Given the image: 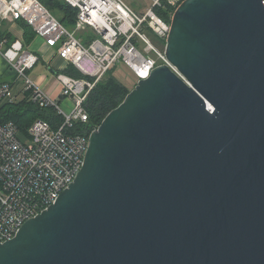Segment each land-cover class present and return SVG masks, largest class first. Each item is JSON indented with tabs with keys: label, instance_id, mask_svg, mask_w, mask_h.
<instances>
[{
	"label": "water",
	"instance_id": "1",
	"mask_svg": "<svg viewBox=\"0 0 264 264\" xmlns=\"http://www.w3.org/2000/svg\"><path fill=\"white\" fill-rule=\"evenodd\" d=\"M166 56L0 264H264V0H185Z\"/></svg>",
	"mask_w": 264,
	"mask_h": 264
},
{
	"label": "built area",
	"instance_id": "2",
	"mask_svg": "<svg viewBox=\"0 0 264 264\" xmlns=\"http://www.w3.org/2000/svg\"><path fill=\"white\" fill-rule=\"evenodd\" d=\"M64 1L77 10L72 29L41 0H0V20L24 21L36 37L57 49V57L66 67L54 69L53 77L61 87L60 97L74 103L72 114L65 113L56 97L30 77L39 56L25 50L20 41L10 44L0 36V55L16 76L14 82L0 81V106L28 98L42 109H53L62 119L57 127L45 120L35 121L28 143L19 139L13 122L0 124V244L12 240L27 221L55 204L74 183L84 166L90 137L99 127L91 124L85 102L109 71L124 64L138 82L148 79L161 65L176 72L167 59L166 47L157 48L143 31L151 30L167 41L174 13L185 0H148L149 7L138 0ZM169 10V20L160 16ZM89 32L94 39L86 43L81 35ZM85 57L95 60V71L79 66ZM70 66L85 78L67 75ZM17 84L22 85L20 93Z\"/></svg>",
	"mask_w": 264,
	"mask_h": 264
},
{
	"label": "trees",
	"instance_id": "3",
	"mask_svg": "<svg viewBox=\"0 0 264 264\" xmlns=\"http://www.w3.org/2000/svg\"><path fill=\"white\" fill-rule=\"evenodd\" d=\"M43 4L59 18L61 23L72 29L75 26L77 20V10L69 6L64 0H41ZM170 10L164 13H159L160 16L169 20ZM25 32V46L31 44L36 38L33 29L24 21L17 20ZM0 36L9 39V43L12 44L15 39L8 33H3L0 30ZM81 37V36H80ZM84 37V42L88 43L94 39L92 32ZM122 66H125L122 64ZM125 68H127L125 66ZM128 69V68H127ZM116 67L109 71L105 77L97 83L95 88L89 94L85 107L89 113L91 124L100 125L105 117L115 108H117L127 97L130 90L128 85L123 84L115 76ZM129 70V69H128ZM129 72H131L129 70ZM65 73L72 77L82 79L85 76L74 66H70L66 69ZM131 76L138 81L136 75L132 72ZM45 120L52 124L53 127H57L62 123V119L53 109H42L28 98L21 100L15 104H5L0 106V124L7 122H13L19 130V139L25 142L26 139H30V128L37 120Z\"/></svg>",
	"mask_w": 264,
	"mask_h": 264
},
{
	"label": "crops",
	"instance_id": "4",
	"mask_svg": "<svg viewBox=\"0 0 264 264\" xmlns=\"http://www.w3.org/2000/svg\"><path fill=\"white\" fill-rule=\"evenodd\" d=\"M0 30L3 33L10 34L15 41H20L24 46L25 50L31 51L37 56H39L40 61L43 66L48 70L49 75L37 74L34 75L33 79L43 88H45L50 94L57 96L60 89L58 84L53 77V70L55 69H64L66 66L61 59L57 57L56 48L50 47L47 43L41 39L36 37L31 44L25 46V32L20 24L15 20H0ZM81 67L86 71L90 72L84 66V59L80 62ZM33 71V70H32ZM32 71L30 73H32ZM16 76L14 72L10 69L7 61L3 56L0 55V81H8L14 82ZM21 84L16 85V89L21 91Z\"/></svg>",
	"mask_w": 264,
	"mask_h": 264
},
{
	"label": "rangeland",
	"instance_id": "5",
	"mask_svg": "<svg viewBox=\"0 0 264 264\" xmlns=\"http://www.w3.org/2000/svg\"><path fill=\"white\" fill-rule=\"evenodd\" d=\"M135 0H128V3H134ZM139 3H142V5H145V7H149L150 6V2L148 0H138ZM21 26V25H20ZM147 37L150 39V41L159 49H165L167 41L160 38L158 35H156L153 31L151 30H144L143 31ZM81 36H86L85 34L81 35ZM84 66L90 71L93 72L97 69V64L95 62L94 59H92L91 57H85L84 59ZM39 75V74H43V75H49L48 70L43 66L42 62H39L36 67L34 68V70L32 71V73H30V77H34V75ZM115 76L118 78V80L120 82H122L125 85H128L130 92L133 91L135 89V87L138 84V81L134 78H132L131 76H133L131 74V72H129V70L127 68H125V66H122V64H119L116 67L115 70ZM61 90V87H60ZM129 92V93H130ZM60 93L61 91H59L58 95L55 96L56 98L55 101L58 102V104L60 105V107L63 109V111L67 114H72L73 109H74V103L72 100L70 99H64L62 97H60ZM26 143L29 142L28 139H26L25 141Z\"/></svg>",
	"mask_w": 264,
	"mask_h": 264
},
{
	"label": "bare ground",
	"instance_id": "6",
	"mask_svg": "<svg viewBox=\"0 0 264 264\" xmlns=\"http://www.w3.org/2000/svg\"><path fill=\"white\" fill-rule=\"evenodd\" d=\"M2 8H3V6H0V12L2 11ZM80 62H81V61H80ZM80 62H79V66L81 67ZM82 68H83V67H82Z\"/></svg>",
	"mask_w": 264,
	"mask_h": 264
}]
</instances>
